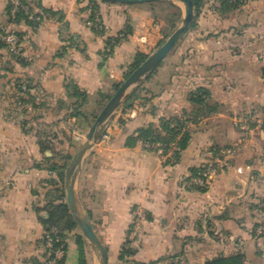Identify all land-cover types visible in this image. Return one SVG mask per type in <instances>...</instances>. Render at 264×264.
<instances>
[{
    "label": "crops",
    "instance_id": "crops-1",
    "mask_svg": "<svg viewBox=\"0 0 264 264\" xmlns=\"http://www.w3.org/2000/svg\"><path fill=\"white\" fill-rule=\"evenodd\" d=\"M30 3L36 11L50 10L37 28L13 21L8 1L0 0V26L23 36L20 58L0 46V264L44 258V208L65 189V179L50 168L46 156L53 152L41 150L37 131L44 124L75 129L72 141L67 133L56 144L73 158L86 138L76 133L88 127L84 119L69 118L62 105L67 80L93 97L113 93L135 54H152L165 30L155 15L159 2L98 0L103 33L89 24L90 0ZM219 7L220 0H207L196 25L140 83L135 105L118 109L107 124L108 141L101 139L83 165L77 191L108 264H205L239 251L248 264H264V238L253 234L264 198V0H245L225 14ZM62 28L74 40H65ZM125 29L127 37L107 51L108 38ZM19 82L29 89L19 90ZM198 87L209 89L218 109L190 122L191 139L177 163H168L159 146L127 144L140 127L191 112L190 94ZM213 148L234 150L207 190L188 187L185 178L213 158ZM139 208L146 218L134 240L137 252L123 261L121 249ZM78 261L69 237L64 264Z\"/></svg>",
    "mask_w": 264,
    "mask_h": 264
},
{
    "label": "trees",
    "instance_id": "trees-1",
    "mask_svg": "<svg viewBox=\"0 0 264 264\" xmlns=\"http://www.w3.org/2000/svg\"><path fill=\"white\" fill-rule=\"evenodd\" d=\"M108 1V0H104ZM27 3L30 4L31 10L34 12V15L40 16V19L35 21L30 17L29 14H26L24 9L19 8L16 10L15 16L11 15V19L15 22L26 21L31 27L37 28L44 18V12H49L50 10L41 8V10L36 11L34 7L31 6L30 0H26ZM159 2L160 4L168 3L171 6L175 7L177 10L170 17V22L172 24V28L170 31L164 30V37L161 40L159 45H162L166 39L170 36L173 29L177 26L178 21L182 17V7L178 5L173 0H160L149 2L151 4ZM194 2V27L197 23V18L201 13L202 7L207 2V0H193ZM245 0H220V11L225 14L229 13L237 8H239L242 4H244ZM91 3V18L95 15V10H98V4ZM12 5H8V12L11 13ZM53 14H57L54 11H51ZM63 17V16H61ZM98 33H103L104 28L96 29ZM0 30L7 31L3 27L0 26ZM130 32V29H125L120 32L118 36H111L108 38L107 46L109 48V52H112L116 45H118L123 39H125ZM64 28L61 30V34L63 38L67 41L74 40V35H69V37H65ZM20 37L22 33H18ZM0 46L6 47L7 45L0 40ZM68 48V45H64L60 54H64ZM16 53L14 56L20 58ZM149 55L138 51L131 63L129 64L128 70L125 72V77L127 78L132 71H134L141 63H143ZM121 83H117L115 85V90L120 86ZM26 85L27 88L24 89L23 86ZM67 87V99L62 102V105L68 108L70 111L68 113L69 118H77L84 119L86 122L91 125L96 120L100 107L111 97L112 93L102 94L98 97H93L86 90L82 89L77 82L72 79H68L66 82ZM18 88L21 91H27L29 86L27 84L18 83ZM144 87L139 85L135 91L128 97L126 102L124 103V110L132 108L136 101L141 97V91ZM190 101L193 104L191 112H183L182 115L163 117L160 121L159 125L155 123H149L144 125L138 129L137 135L132 134L127 139V144L130 146L135 145L139 140L143 141L147 144L157 145L160 144L159 148L162 149L163 154L171 153V155L166 159L168 163L175 164L179 161L181 151L186 148L191 139V130L189 128L190 122L198 121L204 116H207L213 111L218 109V104L210 101V91L206 87H198L193 90L190 94ZM94 102L95 106L90 109L91 103ZM124 119L121 118V122ZM58 124V123H57ZM54 124H44L43 127L39 128L37 131L38 143L43 152L47 150H51L53 152V156H46L49 161V166L54 171H60L61 180L64 182L65 174L64 169L69 165V162L72 158V154L65 149H57V142H62L61 135L67 134V130L62 129L61 127L56 129L53 126ZM73 129V128H72ZM72 135L69 137V141H72ZM220 151V148H217ZM54 158H58V161H52ZM205 169V165H201L199 167H195L191 170L190 176H197L202 173ZM186 179H189L187 177ZM188 187L205 191L208 186L201 185H192ZM62 193L58 195L57 200L50 202L44 210H46L49 214L48 218L42 216V221L45 227V233L42 237L41 243H45L46 235L53 229L58 230V235L60 237V241L56 243V246L64 245L65 255L62 259L59 260L58 264H64L66 252L68 249V238L72 237L79 250V261L78 264H94L88 257L87 251V239L82 232H78L79 229L78 223L73 217L69 205L66 200L65 189L64 186L60 188ZM258 211L260 213V220L255 224L253 229V234L257 237V239L264 238V230L261 233L257 232L258 227L264 223V198L257 204ZM41 211V209H39ZM133 223L130 225L128 230L127 239L124 242V245L121 249L120 259L126 261L129 256L134 255L137 252V248L134 245V240L130 238L131 228ZM45 254V252H44ZM175 257V256H174ZM42 261L36 260L37 264H42ZM177 264V263H173ZM205 264H248L247 263V255L245 252L239 251L235 254L231 255H218L212 259L206 261Z\"/></svg>",
    "mask_w": 264,
    "mask_h": 264
},
{
    "label": "water",
    "instance_id": "water-1",
    "mask_svg": "<svg viewBox=\"0 0 264 264\" xmlns=\"http://www.w3.org/2000/svg\"><path fill=\"white\" fill-rule=\"evenodd\" d=\"M113 3L137 4L154 2L160 0H108ZM182 2L186 6L182 23L171 33L166 41L160 45L147 59L141 63L120 84L110 99L99 112L96 120L90 125L85 140L80 144L74 154L65 173L66 200L71 213L78 223L79 228L88 240L93 250L97 252L99 264H108V252L97 234L95 227L87 214L79 193L77 191V180L88 158L90 152L101 140L106 131L107 124L114 117L120 107L124 105L128 97L144 81L162 61L177 47L181 38L192 28L195 12L193 0H174Z\"/></svg>",
    "mask_w": 264,
    "mask_h": 264
},
{
    "label": "built area",
    "instance_id": "built-area-1",
    "mask_svg": "<svg viewBox=\"0 0 264 264\" xmlns=\"http://www.w3.org/2000/svg\"><path fill=\"white\" fill-rule=\"evenodd\" d=\"M10 5H12L11 14L15 16L16 10L19 8L24 9L26 14H29L31 18L35 21L40 19V16L34 15V12L30 8V4L26 2V0H7ZM93 4L97 3L98 0H91ZM89 24L96 29L104 28L103 21L101 18V14L98 10H95V15L93 18L89 20ZM0 40L4 42L13 52L20 53L21 52V38L16 31H2L0 30ZM24 89L27 88L26 85L23 86ZM110 137L109 133H104L102 136L103 141H108ZM156 146H160L157 144ZM234 149L228 150H217L214 149L212 152L214 156L212 160H209L205 163V169L202 171L200 175L190 176L189 179L185 178V183L189 186L192 185H201V186H209L212 180V177L218 174L224 167L227 165L228 156L233 152ZM171 153L164 154L165 159H167ZM146 218V213L142 208L137 209L136 215L133 220V226L131 228L130 238L136 239L141 231L143 221ZM264 230V223H262L257 232L261 233ZM60 241V237L58 235V230L53 229L46 235L45 243H44V260L42 264H58L59 260L62 259L65 255L64 245L56 246V243Z\"/></svg>",
    "mask_w": 264,
    "mask_h": 264
},
{
    "label": "rangeland",
    "instance_id": "rangeland-1",
    "mask_svg": "<svg viewBox=\"0 0 264 264\" xmlns=\"http://www.w3.org/2000/svg\"><path fill=\"white\" fill-rule=\"evenodd\" d=\"M174 1V0H173ZM178 5H180L181 7H182V12H183V14H182V17H181V19L178 21V23H177V26L178 25H180L181 23H182V21H183V19H184V15H185V10H186V6L182 3V2H179V1H175ZM176 8L175 7H173V6H171L170 4H168V3H163V4H159L157 7H156V9H155V15H156V17L157 18H160L162 21H164L165 22V30L166 31H170L171 30V28H172V24H171V22H170V17L171 16H173V14L176 12ZM177 26L173 29V31L177 28ZM172 31V32H173ZM171 35V34H170ZM160 46V45H159ZM158 46V47H159ZM158 47H156V49L158 48ZM109 50V48H108V46H107V51ZM154 52V51H153ZM169 58V55L165 58V59H168ZM163 62H165V60H163ZM125 79H126V77H125ZM116 91V90H115ZM115 91H113V93L115 92ZM113 93H112V95H113ZM111 95V96H112ZM110 99V98H109ZM108 99V100H109ZM107 100V101H108ZM106 101V102H107ZM106 102L102 105V107H100L99 109H100V111L102 110V108H103V106L106 104ZM90 106V109H92L94 106H95V104H94V102H92L91 103V105H89ZM99 111V112H100ZM89 127H90V125L88 124V127H86V129H85V132H78V133H76L77 134V136L78 137H86V133H87V131L89 130ZM76 128V127H75ZM64 130H67L68 132V135H69V137L72 135V137H73V135H74V133H75V129H72V127H70V126H67V127H64L63 128ZM77 129V128H76ZM214 149H217V148H213V150ZM231 149H233V148H231ZM220 150H221V148H220ZM225 150H228L227 148L225 149ZM233 153V152H232ZM232 153L231 154H229V156H228V159H229V157H231V155H232ZM164 155V154H163ZM214 156V155H213ZM165 157V156H164ZM71 160H72V158H71ZM71 160H70V162H71ZM212 160V159H211ZM70 162H69V164H70ZM208 162V161H207ZM206 162V163H207ZM69 166V165H68ZM217 175V174H216ZM77 231L78 232H82L81 231V229L79 228V229H77ZM87 251H88V257H89V259L93 262L94 261V264H99V257H98V255H97V252L95 251V250H93L92 249V247L90 246V244H89V242H88V240H87ZM45 252V251H44ZM43 260H44V258H43Z\"/></svg>",
    "mask_w": 264,
    "mask_h": 264
}]
</instances>
